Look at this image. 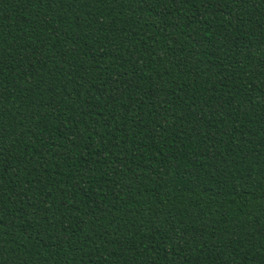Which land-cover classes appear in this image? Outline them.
I'll return each instance as SVG.
<instances>
[{
  "label": "trees",
  "instance_id": "16d2710c",
  "mask_svg": "<svg viewBox=\"0 0 264 264\" xmlns=\"http://www.w3.org/2000/svg\"><path fill=\"white\" fill-rule=\"evenodd\" d=\"M0 264H264V0H0Z\"/></svg>",
  "mask_w": 264,
  "mask_h": 264
}]
</instances>
